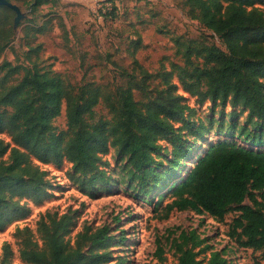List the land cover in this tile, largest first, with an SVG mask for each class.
<instances>
[{"label": "trees", "instance_id": "1", "mask_svg": "<svg viewBox=\"0 0 264 264\" xmlns=\"http://www.w3.org/2000/svg\"><path fill=\"white\" fill-rule=\"evenodd\" d=\"M186 5L191 18L217 36L223 49L205 41L174 39L182 65L172 63L171 71H161L154 88L149 87L153 77L141 68L125 86L110 91L71 85L36 66L2 63L0 134H7L12 146L0 142V230L27 216V202L37 205L50 197L40 165L67 162L73 184L90 194L96 184L107 181L100 163L112 149L125 162L129 187L136 182V191L144 196L167 189L173 200L166 205L165 218L174 210H191L222 222L231 210L238 211L230 237L243 248L261 252L264 264V11L258 7L264 0H187ZM0 11L13 12L3 6ZM7 37H0V54ZM185 95L209 102L212 112L222 109L221 118L211 117L208 123L217 124L216 133L225 140L198 155L196 145L203 143L208 128L185 119L190 111ZM99 105L107 116L96 112ZM63 107L66 128L59 131L54 122ZM227 107L234 110L229 122L223 110ZM237 110L246 116L241 125L233 119ZM176 123L182 126L175 128ZM183 129L193 141L180 135ZM168 138L170 158L164 162L161 141ZM246 199L251 206L244 205ZM74 226L70 212H46L36 230L39 239L28 227L16 228L20 259L25 264H109L118 239L110 228L85 225L72 240ZM178 239L177 264H226L220 252L211 253L205 263L198 260L194 247L199 243L184 248L183 242L196 240L194 234L181 233ZM2 250L0 264H7L8 245Z\"/></svg>", "mask_w": 264, "mask_h": 264}, {"label": "rangeland", "instance_id": "2", "mask_svg": "<svg viewBox=\"0 0 264 264\" xmlns=\"http://www.w3.org/2000/svg\"><path fill=\"white\" fill-rule=\"evenodd\" d=\"M9 1L19 7L24 18L14 29V12L0 11V37L8 35L7 45L0 54V66L3 62L27 69L36 66L60 75L77 87L92 84L112 91L125 86L141 68L153 77L149 87L154 88L160 82L156 76L161 71H171L172 63L182 65L176 54V38L205 41L223 49L217 36L191 18L187 0H40L38 5L35 0ZM258 7L264 11V6ZM176 81L172 77V82ZM135 96L141 97L138 93ZM185 98L190 107L185 119L208 128L203 143L196 145L198 155L210 144L225 140L216 133L217 124L210 127L208 123L211 117L219 120L222 109L218 107L212 112L209 102L201 103L187 95ZM223 110L229 122L228 115L234 110L229 107ZM96 112L107 116L102 105L96 107ZM245 118L239 110L233 116L239 125ZM54 125L59 131L65 130L64 107ZM181 126L182 123L175 124V128ZM180 135L189 141L194 139L187 129ZM169 140L161 141L164 162L170 158ZM233 141L248 146L238 139ZM0 142L12 146L7 134H0ZM192 162L193 159L187 163L178 179L185 176ZM124 166L125 162L110 149L100 163L106 183L96 184L87 194L73 184L71 165L67 162L58 166L40 165L49 184L50 197L37 205L27 202L30 210L27 216L0 230V262L4 258L3 246L7 244L10 252L7 264H25L14 237L16 228L28 227L39 239L36 230L46 212L60 215L70 212L75 223L70 234L72 240L85 225L94 229L108 226L110 234L118 238L110 249L109 264H177L179 253L175 246L181 243L178 239L181 233L195 235V241L182 245L191 248L199 243L194 251L199 252L198 260L202 263L211 253L220 252L226 264H263L261 252L243 248L230 237L233 222L240 215L238 211L231 210L222 222L191 210H174L165 218L166 205L173 200L167 189L158 195L138 193L136 182L132 187L126 182ZM254 195L259 199V193ZM244 205L252 203L246 199Z\"/></svg>", "mask_w": 264, "mask_h": 264}, {"label": "water", "instance_id": "3", "mask_svg": "<svg viewBox=\"0 0 264 264\" xmlns=\"http://www.w3.org/2000/svg\"><path fill=\"white\" fill-rule=\"evenodd\" d=\"M2 6L9 8L10 10H12L15 13L13 27H14V29H16L18 27L19 23L24 18V15L21 13L19 7H17L16 5L10 3L7 0H0V7H2Z\"/></svg>", "mask_w": 264, "mask_h": 264}]
</instances>
